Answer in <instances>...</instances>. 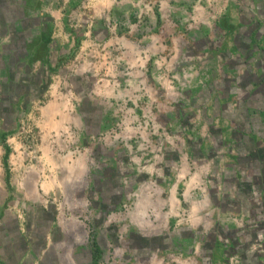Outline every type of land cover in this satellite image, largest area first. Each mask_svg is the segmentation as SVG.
Returning a JSON list of instances; mask_svg holds the SVG:
<instances>
[{
    "label": "rangeland",
    "instance_id": "rangeland-1",
    "mask_svg": "<svg viewBox=\"0 0 264 264\" xmlns=\"http://www.w3.org/2000/svg\"><path fill=\"white\" fill-rule=\"evenodd\" d=\"M237 1L180 5L140 50L106 0L40 1L33 24L61 39L69 19L87 44L8 115L0 255L16 239L28 258L5 264H264V0L228 30Z\"/></svg>",
    "mask_w": 264,
    "mask_h": 264
},
{
    "label": "crops",
    "instance_id": "crops-1",
    "mask_svg": "<svg viewBox=\"0 0 264 264\" xmlns=\"http://www.w3.org/2000/svg\"><path fill=\"white\" fill-rule=\"evenodd\" d=\"M40 1L41 0H0V155L1 153L3 155L0 159L1 166H3L2 162L6 155L5 149H7L6 134L9 123L12 122L8 115L11 114L12 117L15 102H41V99H44L46 94V92L42 94L43 79L51 72L52 68L49 66H54L52 65L53 60L56 57L67 60L66 58L69 57L71 49L75 48L74 50H77L80 45L85 46L87 44V41H85L80 31L78 32L76 29L72 28L69 19H65L63 26H59V37L61 39H56L49 35V33L51 34V31H49L51 30L49 28L50 24L39 22L38 20V23L33 24L29 16L30 13L32 14L37 10V5ZM67 1L69 2V8L73 5V9H69V13L78 8V0H66V2ZM106 1L110 2L112 8V23L114 28L117 27V35L118 31L120 33L121 23H123L120 22V19L124 18L123 13L125 12L126 36H121L123 46L120 45L119 47L121 48L122 46L121 49L125 48L126 50L129 48L131 49L133 46H136L137 49L140 50L144 48V44H152L153 47H156L157 43H162L160 39L162 29L157 32L155 30V24L162 22L161 20H164V17L167 18L169 15H172L175 10H178V7H181L180 5L185 4L189 6L192 4V0ZM249 2L250 0H238L236 4H240L241 6L231 4L230 7L223 6V10L219 8L218 12L221 13V11H225L222 18L226 20L225 27L228 24V30L233 29L239 24L241 25L240 22L242 21L240 18L232 17V19H230V15H232L235 10L238 12H241V9L247 11L249 8L248 6H253V3L250 5ZM170 4L174 7L173 9ZM182 9H185V7H182ZM168 10H173V12L165 14ZM244 14L242 23L246 21L247 12ZM175 17L178 18V14L175 15ZM165 20V22H167V27H170L169 25L175 26L173 22L168 23V20ZM18 23L20 27H17ZM163 23L162 26H165ZM150 25L155 28L154 31L150 29ZM62 33L63 36L61 35ZM93 39L96 41L95 37H93ZM116 39L118 41L117 37ZM65 42L68 44H65ZM0 169L2 168L0 167ZM0 180L7 186L5 175L2 179L0 178ZM9 216L8 214L4 216L1 228L5 230L4 233L6 234L8 231H11L12 234H16L18 236L17 238L20 240V238L24 236V232L17 225V222L15 223L16 225L12 227ZM8 245H5V247L8 248ZM6 248H4V246L1 248V252L4 253L0 255V264H5V257L8 259L12 257L20 261L28 258L26 257V249H21L16 239L13 241L11 253Z\"/></svg>",
    "mask_w": 264,
    "mask_h": 264
},
{
    "label": "bare ground",
    "instance_id": "bare-ground-1",
    "mask_svg": "<svg viewBox=\"0 0 264 264\" xmlns=\"http://www.w3.org/2000/svg\"><path fill=\"white\" fill-rule=\"evenodd\" d=\"M184 172H185V171H184ZM189 198H190V196H189ZM170 204H172V203L170 202ZM167 206H169V204L162 203V204H160L159 208H160L161 211H163V210H164L163 208H165V207H167ZM171 206H172V205H171ZM154 212H155V211H154ZM197 213H198V212H197L196 209L190 213V217H191L192 220H194V216L197 215ZM200 215H201V213H200ZM169 216H171V213L169 214ZM150 217H151V220L155 218V221H157L156 216H155L154 214H151ZM136 223H137V224H136ZM135 224H136L138 227L143 226V225H142L140 222H138V221L135 222ZM144 226H146V224H144Z\"/></svg>",
    "mask_w": 264,
    "mask_h": 264
},
{
    "label": "trees",
    "instance_id": "trees-1",
    "mask_svg": "<svg viewBox=\"0 0 264 264\" xmlns=\"http://www.w3.org/2000/svg\"><path fill=\"white\" fill-rule=\"evenodd\" d=\"M249 129H247L246 131H248Z\"/></svg>",
    "mask_w": 264,
    "mask_h": 264
}]
</instances>
